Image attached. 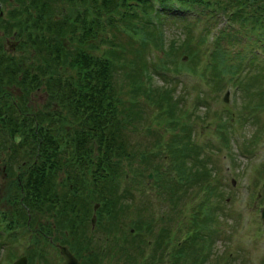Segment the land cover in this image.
<instances>
[{"label":"rangeland","instance_id":"rangeland-1","mask_svg":"<svg viewBox=\"0 0 264 264\" xmlns=\"http://www.w3.org/2000/svg\"><path fill=\"white\" fill-rule=\"evenodd\" d=\"M27 1L1 0L0 42L4 41L1 31L6 34L5 20L11 17L10 12L15 14L23 11L25 15L27 11L33 13L31 9L24 10L25 6L31 7L26 4ZM64 1L67 0H58V4ZM65 5L69 6L70 3L66 2ZM50 11H54L57 16L62 14L61 9L56 7H51ZM175 11L172 7H166L157 15L152 11L150 14L147 13L150 20L157 19L151 26H156L158 31L150 32V35L144 34L136 21L132 22L124 18L118 22L116 15L107 18L101 14L100 28L96 29L94 36L82 41L79 47L89 54L101 57L112 55L122 61L128 59L131 64L114 61L109 76L111 89L120 100L118 106L123 111L130 107L135 117L132 120L129 118L132 122L122 121L123 124L120 125L124 131L126 130L129 148H134L137 143L149 151L154 149L153 144H156L159 153L158 156L153 155L154 159L158 163L165 164L171 157L165 152L163 142H167L175 133L178 143L181 145L186 143L196 149L199 160L208 172L205 175L198 173L183 181L181 174H177V171L170 166L164 170L165 172L155 176L148 168L144 170L143 167L144 171L139 170L141 163L133 157L125 167L128 172L117 180L119 181L115 190L117 197L114 200L116 214L110 218L109 212L101 205L99 177L96 178L98 180L95 181V188L92 183H82L79 188L77 182L73 183L74 185L69 188L75 192L71 193L68 191L69 185L63 171L53 167L49 170V174H54L50 179L55 188L53 193L56 198L35 202L36 204H32L34 207L26 204L18 211L19 203L16 200L18 196L12 202L14 198L9 199L7 191L11 188L23 187L25 175L19 173L22 172L24 163L15 160V156H19L21 152H17L16 155L6 152L8 147L4 143L0 145V264H14L13 260L21 254L25 256V264H63V257L58 250L60 244H65L70 249L79 264H165L164 258L160 261L159 255L163 246L157 248L162 233L156 236L154 234L161 228L165 231V226L171 227L176 223H182L181 220L189 219L191 205L189 202L197 201L200 193L199 184L206 179L216 191L211 192L212 196L207 200L206 208L210 209L206 210L205 216L200 218H197L196 214L194 216V224L199 226V231L204 236L202 243L210 241L207 250L209 253L199 262L218 264L219 257H224L223 253L229 251L224 257L227 264H264V229L259 217V208L264 205V132L259 140L253 137L257 127L255 121L264 119V98L259 100L256 87H252L257 84L259 77L256 79L248 77L250 73L263 71L264 67L257 62L248 66L246 75L241 79L244 86L236 90V84L232 81L233 76L229 70L219 72L213 71L211 64L204 66L202 45L195 43L193 39L196 29L193 27L192 19L195 18L196 11L184 10L189 22ZM202 15L203 13L198 17ZM220 21L221 18L215 22L208 20L210 31L207 36L210 37L214 33V28L221 23ZM187 25L190 29L184 34ZM207 36L206 39L209 38ZM160 40L162 42H159ZM33 44L27 47L16 41L13 49L7 50L10 56L16 57L18 54L19 58L27 53ZM75 44L74 40L73 44L70 43L68 46ZM185 44L186 47H183ZM237 45L238 43L235 42L234 46ZM240 45L243 50L246 49L242 41ZM234 46L226 44L224 49L232 53ZM188 49L192 56L186 55ZM31 50L32 48L29 51ZM224 56L226 63L232 60L231 56L226 54ZM158 57L168 69L166 78L156 71L157 65L154 63ZM142 62L145 64L140 79L138 73H135L137 78H131L130 70L137 65L140 68ZM238 65L241 67V62ZM69 71L63 68L66 76ZM35 73L32 72V76H35ZM59 74H50L36 81L38 88L28 94L30 109L43 108L41 105L48 101L47 99L40 104L36 100L37 93H44L46 97L48 92L52 99L49 101L50 106L55 105L51 89L56 93L57 86L60 88ZM143 75L150 80L145 79ZM21 85L32 87L26 82ZM251 87L252 91L249 90ZM147 88L152 91V97L146 95ZM3 90L6 95L12 94L14 98H11V95L9 99L18 103L14 109L17 108L20 113L29 111V109L24 111L25 107L21 106V95L16 93L17 89L10 90L4 86L0 92ZM161 90L169 93L167 96H170L174 102L172 116L165 113L156 103ZM225 90H227L226 100L222 99ZM158 108L161 115L152 118L158 112ZM78 118L80 126L86 125V119L81 120L80 116ZM65 119L69 120L54 122L56 125L60 124L58 128L64 133L63 136L59 134L60 143L56 145V152L49 153L55 154V159L60 155H69L73 130L78 126L74 123L75 119L70 116ZM175 120L177 123L172 124ZM146 126L153 131L151 136L144 133L143 129ZM66 134L71 140L65 145L61 140ZM243 139L244 148L249 151L241 150L239 140ZM189 153L192 154V151ZM24 156L28 157V155ZM13 172L18 173L12 175ZM147 172L151 173L150 176H147ZM37 187L43 189L46 185L42 183ZM122 189L125 194L121 197L119 193ZM194 191H198L197 194ZM103 193L107 194L104 189ZM57 201L60 203L69 201V204H64L51 212L49 210L53 207L51 205ZM171 201L174 202L173 208ZM24 214V220L28 219V222L22 223V220L21 224L13 223ZM91 214H93L92 223L89 222ZM156 214L160 217L156 218ZM147 218L151 223L149 226L143 224ZM2 224H11L15 228L7 229ZM182 226L177 230H175L176 226L172 228L176 233L175 238L179 235L183 236ZM147 228L152 229L153 233L149 234ZM32 242L35 246V254L27 260V249L33 245L29 248L25 247L27 243L31 245ZM201 248L205 250L204 247ZM214 251L217 253L215 254ZM174 261L172 257L169 264H173ZM175 263L194 264L189 260H176Z\"/></svg>","mask_w":264,"mask_h":264},{"label":"trees","instance_id":"trees-1","mask_svg":"<svg viewBox=\"0 0 264 264\" xmlns=\"http://www.w3.org/2000/svg\"><path fill=\"white\" fill-rule=\"evenodd\" d=\"M153 1L156 2L155 6L152 5V0H67L60 4H58V0L27 1L33 13L27 11L25 15V21L21 27L20 43L22 46L27 47L34 43L30 47L32 50L29 51L30 49H28L27 53L19 58L18 54L16 57H12L9 52H6L7 56L4 55L3 58H0V90L4 86L12 88L11 83H14L19 87L17 94L21 93V106L25 107L24 111L29 109L27 113H20L17 108L14 109V106H18L16 100L12 101V99H9L12 94L6 95L0 92V145L6 143L5 146L8 147L6 152L8 153L11 152L16 155L17 152H21L19 156H15V160L16 162L21 160L20 163H24L23 170L19 173L25 175L23 187L11 188L10 191H7L8 198H14L12 202L18 196L17 202H23L21 207L26 204L29 207H34L32 204L35 202L56 198L53 193L55 188L50 179L54 174H49V170L54 167L63 171L67 185H69L68 191L71 193L75 191L69 187L76 184L75 182H77L78 188L82 186V183H92L95 188V181L99 179L98 190L102 198L101 205L104 210L109 212V217L111 218L116 214L114 200L117 197L115 193L116 185L119 183L117 180L120 176L124 177V174L128 172L125 167L131 162L133 157L134 160L138 159L141 163L139 170L142 171L143 167L144 170L148 168L155 176L160 172H165L164 170L170 166L177 171V174H181L180 177L183 181H187V177L191 178L198 173L205 175L208 172V170L204 169L201 160H199L200 157L195 152L196 149L192 145L188 146L186 143L183 145L178 143L175 133L172 134V137L167 142H163L166 148L165 152L171 157L168 163L165 164L158 163L154 159V156H158L159 153V147L155 146L156 144H153L154 149L149 151H146L145 149L147 148L141 147L137 143H135L134 148H129L130 144L127 141L126 130L124 131L120 125L123 124L122 121L132 122L131 120L135 117L130 107L123 111L118 106L120 100L111 89L109 76L111 75V70H113L114 61L131 64L128 59L122 61L112 55L101 57L89 54L79 45L82 41H87L90 36L96 34V29L100 28L102 24L101 14H104L107 18L116 15L118 22L124 18L132 22L136 21L141 26L140 30L144 34L150 35V32L158 31L156 26H151L157 19L151 18L150 20L147 17V13L150 14V11L157 15L161 9L166 7H172L176 11H180L179 13L193 9L196 11L195 18L192 19L193 27L196 29L193 39L195 43L202 45L204 66L211 64L213 71L219 72H223L225 69L229 70L237 90L240 86H244L241 79L246 75L248 66L253 62H257L264 67V0ZM66 2L70 3V5L66 6ZM51 7L61 9V16H57L54 11H50ZM24 9L27 8L25 7ZM214 12L216 13L214 14ZM202 13L203 15L198 17ZM179 15L186 18L189 22L186 12ZM218 18L219 20L221 18V23L214 28V33L210 37L209 35L207 36L210 31L208 20L211 19L212 22H215ZM55 20L59 21L56 22ZM152 27H155V29ZM185 29L184 34L188 33L190 26L187 25ZM206 36L209 38L206 39ZM74 40L76 41L75 46H68L70 43L73 44ZM241 41L246 45L245 50L241 48ZM159 42L162 41L160 40ZM235 42L238 43L237 46H234ZM226 44L234 46L232 53L224 49ZM183 47H186V44ZM225 54L231 56L232 60L226 63ZM186 55L192 56L189 49ZM234 58H236L235 61ZM156 62L154 64L157 65L155 67L157 73L164 78L168 77V69L162 64L160 57L157 58ZM240 62L241 67L238 65ZM143 64L145 63L142 62L140 68L137 65L130 70L131 78H137L135 73H138V78L140 79ZM63 68L70 70L67 76L63 73ZM186 69L191 70L189 68ZM32 72H36L35 76H32ZM56 73H60L58 81H61L60 88L57 86L56 93H53L51 89L56 107L55 105L50 106L49 101L52 99L47 92L44 102L47 99L48 101L41 105L43 108L30 109L29 103H25V98L31 88L34 86L36 88V83H38L36 81ZM263 73L264 69L255 74L250 73L248 76L254 79L259 77L257 84L252 86L256 87L259 100L264 98ZM39 74L40 76H38ZM253 74L254 76H252ZM143 76L145 79L150 80L145 75ZM24 82L32 87L21 85ZM252 87L249 89L250 91L253 90ZM28 88L30 90H27ZM145 93L152 97V91H149L148 88ZM167 94L169 95L166 91L161 90L156 103L165 113L167 112L172 116L173 111L171 110L175 108V105ZM11 98H14L13 95ZM157 111L152 118H157L161 115H159V108ZM67 116L75 119L74 123L78 124V126L73 130L69 156L60 155L58 159H55V154L49 153L55 151L56 145L60 143L59 134L61 133V136H63L64 133L58 128L60 124L56 125L54 122L55 120L68 121L69 119H65ZM78 116L81 117V120L82 118L87 120L86 125H79ZM136 118H138V115ZM255 122L257 127L253 137L258 140L262 132H264V119L256 120ZM176 123L177 121L175 120V123L172 124ZM143 131L149 136L153 132L148 126ZM68 140H71V138L67 137L66 134L61 141L66 145L69 143ZM240 144L243 150L249 151L244 148V139L241 140ZM190 151H192V154L189 153ZM24 155H28V157ZM122 161L125 164H122ZM18 172H13L12 175H16ZM77 174L82 175L79 180ZM133 174L132 172V177ZM97 177L99 178L96 179ZM42 183L46 187L39 189L37 186ZM103 189L107 194L103 193ZM199 191L197 201L191 200L189 202L191 203L189 219L181 220L182 223L174 225L176 226L175 230L184 225L182 226L184 234L180 239L178 237L175 238V230L172 231L170 225L165 226V231L161 228L154 234L156 236L162 233L158 240L157 248L163 246L159 255L160 261L165 260V264H169L172 257L175 259L173 264H176V260H189L192 263L194 262V264H201L199 261L209 253L207 250L209 249L210 241L202 243L204 236L199 231V226L194 224V216L195 214L197 218L205 216L206 210L210 209L206 208L207 200L211 198V192L215 193L216 190H213L212 184L206 179L204 182H200ZM194 192L197 194L198 191ZM119 194L121 197L124 196V190L122 189ZM63 198L65 199L66 196H63ZM173 203L171 201L172 208ZM64 204H69V201H64L63 203L57 201L51 205L53 207L49 210L51 212L55 211V209L60 208ZM158 216L159 214H156V218L160 217ZM24 218L25 214L16 222L21 223L22 220L24 222ZM143 224L146 226L151 225L148 218L143 221ZM7 226L10 227L11 225L6 224ZM147 231L149 234L153 233L150 228H147ZM33 244L32 242L30 246ZM201 247H204L205 250ZM214 252L215 254L217 253L216 251ZM228 252L225 251L223 256L226 257ZM33 254H35L34 245L27 249V260L31 259ZM224 257H219L218 264H227Z\"/></svg>","mask_w":264,"mask_h":264},{"label":"flooded vegetation","instance_id":"flooded-vegetation-1","mask_svg":"<svg viewBox=\"0 0 264 264\" xmlns=\"http://www.w3.org/2000/svg\"><path fill=\"white\" fill-rule=\"evenodd\" d=\"M1 9L2 8H1V0H0V10ZM24 10H29V9H24ZM0 14H1V11H0ZM10 14H11V17L7 18L5 20V25L7 26L6 34H4L3 31H1V34L3 35L4 41L0 42V58H3L4 55L7 56L6 52H8V50L11 51L13 49V46H14L13 44L16 43V41L19 42V36H15V35L17 34V31L19 32L21 30H19L17 28V26L21 24V22H19V20L25 18V14L23 11L16 12L15 14H12L10 12ZM12 36H13V38H10ZM11 85H12V88L9 87L10 90L11 89H17L16 92H18V87L14 83H11ZM1 93L4 94L5 91L3 90ZM44 98H45L44 93H37L36 100L38 102H40V101L43 102ZM27 102H29V97L27 99ZM77 176H78V180L80 179V177H82V175H78V174H77ZM89 222L92 223L90 218H89Z\"/></svg>","mask_w":264,"mask_h":264},{"label":"water","instance_id":"water-1","mask_svg":"<svg viewBox=\"0 0 264 264\" xmlns=\"http://www.w3.org/2000/svg\"><path fill=\"white\" fill-rule=\"evenodd\" d=\"M223 98H226V91L223 95ZM147 176H150V172H147ZM93 216H91L92 219ZM260 218L264 227V206L260 208ZM58 250L60 255L63 257V264H78L77 258L70 252L65 244L58 245ZM14 264H25V256L23 254L17 256L13 260Z\"/></svg>","mask_w":264,"mask_h":264}]
</instances>
